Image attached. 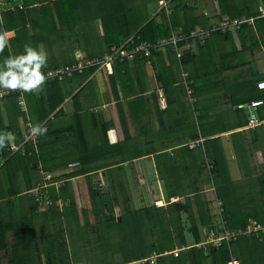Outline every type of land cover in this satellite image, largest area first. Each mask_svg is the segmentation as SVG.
<instances>
[{"label": "crops", "instance_id": "crops-1", "mask_svg": "<svg viewBox=\"0 0 264 264\" xmlns=\"http://www.w3.org/2000/svg\"><path fill=\"white\" fill-rule=\"evenodd\" d=\"M164 1L167 6L161 5L162 0H0V40L5 42L0 62L21 53L26 44L46 52L47 63L41 71L78 57L104 53L118 30L116 21L122 13L130 18L125 31L138 24L142 28L151 17L157 23L164 22L166 15L164 23L173 28L172 35L188 34L198 27L209 30L224 17L231 18L230 12L236 14L243 8L241 0H223V8L229 12H223L220 0ZM247 3L252 10L264 7V0ZM124 5L130 8L126 6L128 9L121 12ZM179 50L183 52L181 57L165 46L151 60H128L123 65L126 70H118L119 64L111 73L88 68L60 81L62 102L39 125L62 130L64 142L68 138L72 143H79L74 133L83 127L91 146L104 142L106 149L116 148L114 154L107 151L103 159L124 165L125 171L116 170L112 177L129 180L132 194L134 180L148 191L146 200L139 201L150 199L151 204L135 206L137 209L152 204L165 208L177 202L183 221L191 222L190 212L209 211L218 225L214 212L218 202L224 209L219 194L227 182L236 193V181H252L264 173V102L254 109L262 123L248 126V104L264 100V89L256 85L264 79V17L238 30L189 37L180 42ZM35 92L39 97L40 89ZM24 101L26 109L20 110L27 114V121H20L23 131L28 123L35 125L30 120L26 95ZM35 111L38 109L33 102L31 114ZM198 139H202V146L189 148L188 143ZM128 151L140 156L124 160ZM161 153L167 156L160 157ZM77 166L78 162H72L65 172ZM38 168L43 170L41 165ZM105 174L100 170L94 176L99 175L106 183ZM88 175L72 179L75 190L77 181L92 178ZM81 202L77 199L82 211L84 207H80L86 205ZM207 218L197 220L201 229V241L196 243L199 246L215 245ZM80 222H72L75 237L78 225L86 224ZM62 227L57 224L58 230ZM170 228H175L174 224ZM189 229L186 226V243H195ZM111 233L106 235L111 238ZM152 237L163 241L159 234Z\"/></svg>", "mask_w": 264, "mask_h": 264}, {"label": "trees", "instance_id": "trees-1", "mask_svg": "<svg viewBox=\"0 0 264 264\" xmlns=\"http://www.w3.org/2000/svg\"><path fill=\"white\" fill-rule=\"evenodd\" d=\"M240 3L243 4L242 10L236 14L230 12L231 18L256 16L260 13L258 7L252 10L247 0H241ZM222 4L223 0H220L224 12L225 8ZM176 5V8H181V5ZM126 6L130 8L129 5ZM126 6L124 5L121 12L128 9ZM172 7L173 12L176 11L175 6L172 5ZM226 10L225 12H229ZM118 18L116 21L118 30L109 40L108 48L104 53L112 45L119 46L130 37H133L135 43L168 39L173 29L170 25L166 27L163 21L157 23L151 17L146 19L142 28H139L140 24H138L125 31L124 28L129 27L130 22L128 13H122ZM173 27L177 28V26ZM189 30L185 29L187 32ZM174 51L170 53L175 54L176 51ZM104 53H96L88 57L101 56ZM155 54H157L156 51H152L149 56L137 54L134 61L140 59L148 61ZM75 61H67L56 66ZM126 62L129 61L124 60L122 64L118 62L120 66L118 70L121 67L126 70L123 67ZM91 68L90 70L93 71L95 67ZM112 84L116 90L113 81ZM38 89L41 91L39 97L36 95V90L24 92V97L27 96L30 120L35 125L47 119L62 102L60 81L55 79L44 81ZM56 95L58 96L55 98ZM33 102L38 112L31 114ZM20 110L23 109L18 104L17 95L0 99V132L14 134V143L18 145L24 140L20 121H27V114L22 111L20 113ZM61 131L48 127L45 133L38 135L37 149L31 141L25 142L16 151H12L7 145L0 148V264H75L79 262L95 264L103 260L104 256L120 255L123 249L125 250L124 259L126 257L127 259L117 264L146 259L153 253L158 255L155 264H228L232 256H236L238 264H264V233H261L259 237L241 235L231 243L223 241L218 246L212 244L199 246L196 243L201 241V229L197 220L208 216L206 225L211 226L213 234H219V222L218 225L213 222L209 211L207 213L190 212L189 230L192 231L196 241L191 244L186 243V224L181 218L177 202L170 203L165 208L154 204L140 209L135 208L128 194L130 190L120 195L125 186L128 184L131 186L130 181L114 179L111 174L116 170L124 172V165L106 162L103 159L107 151L114 154L116 148L106 149L104 142L100 146H91L83 127H79L78 132L74 133L79 143L68 142V138L64 142ZM138 156L140 155L128 151L124 160L135 159ZM159 156H167V154L161 153ZM60 158L65 159V162H62ZM72 162H78V166L73 171L65 172ZM39 165L43 169L41 172ZM100 170L106 173L109 191H100L97 183H94V186L89 189L94 203L93 209L84 207L81 211L78 208L72 179L88 174V178H91ZM45 173L51 175L47 181ZM99 181L101 185H104L103 179ZM227 183L226 187H223V193L219 194L224 202L222 216L227 220V227L245 229L250 220L263 224L264 174L252 181H236V193L231 187L232 183ZM36 189L52 201L50 208L44 212L37 211L34 193ZM116 207H120L118 212ZM153 209H155L154 212ZM89 212H93V217L89 215ZM73 221L86 222L85 225H78L76 237L75 233H72ZM89 221L95 223L89 224ZM57 224L63 227L58 230ZM173 224L175 228H170ZM172 229L175 231L174 236L171 234ZM114 231L118 232L117 238L112 236ZM107 232H112L111 238L106 235ZM156 234H159L163 241L157 242L152 237ZM177 248H180V251L175 256L171 252ZM166 251L170 252L163 254ZM143 264H149V262Z\"/></svg>", "mask_w": 264, "mask_h": 264}, {"label": "built area", "instance_id": "built-area-1", "mask_svg": "<svg viewBox=\"0 0 264 264\" xmlns=\"http://www.w3.org/2000/svg\"><path fill=\"white\" fill-rule=\"evenodd\" d=\"M161 5L167 6V2L162 0ZM264 17V7L260 9V13L256 16H240L235 18L224 17L217 26L212 27L209 30L203 28H196L192 29L188 34L182 33H173L168 39H159L155 42L150 41H142L139 43H135L133 38H129L121 45H112L109 50L101 56H94V57H78L75 62L70 64H64L61 66H56L52 68H48L46 70L41 71L45 77L44 81L48 80H58L63 81L68 78H72L77 73H83L86 69L91 67H96L97 69H105L107 72H113V67L118 62H122L124 60H133L136 58L137 54L143 56H149L152 51H159L163 47L170 45L176 52L179 57L183 56V52L179 50V43L187 39L189 37H196L202 36L205 34H210L211 32L217 30L221 32H227L231 30H238L244 24H250L255 21L256 18ZM257 87L259 89H264V79L257 82ZM25 91L21 89L15 90H6L0 88V99H3L9 95H17L18 104L21 106L22 109H26V104L24 101V94ZM190 93L191 90L188 89ZM263 99H258L251 101L248 104L250 108V115L248 118V126H255L262 123V120L255 114V107L258 105L263 104ZM33 124L28 123V125L24 129V140L21 144L13 143L12 147L10 148L12 151H16L19 149L21 145H23L27 141H31L35 148L37 149V145L39 143V136L32 135L30 129L32 128ZM43 127L42 125H40ZM45 128V127H44ZM47 129V128H46ZM189 148H197L202 146V139H198L195 141H191L188 143ZM51 175L47 174L46 178L50 179ZM39 189L34 190L35 198L37 201V211H45L50 208V204L52 201L47 199L44 195L38 192ZM219 212L221 214V218L219 220L218 228L220 229L219 234H213L211 238V242L216 246L221 245L223 241L227 243H231L235 241L241 235H252L259 237L261 233H264V223H256L254 220H250L249 223L246 225L245 229L237 228V229H230L227 227V220L222 216L223 206L221 202H218ZM180 251V250H179ZM178 250H173L172 253L177 256ZM169 253V252H166ZM152 263L154 260H151ZM228 264H238L237 259L235 257L228 261Z\"/></svg>", "mask_w": 264, "mask_h": 264}, {"label": "clouds", "instance_id": "clouds-1", "mask_svg": "<svg viewBox=\"0 0 264 264\" xmlns=\"http://www.w3.org/2000/svg\"><path fill=\"white\" fill-rule=\"evenodd\" d=\"M5 42L0 40V50ZM47 54L43 49H37L26 44L21 53L5 57L0 62V88L6 90L21 89L25 92L38 89L45 80L41 68L46 66ZM47 131L39 124L30 129L32 135H41ZM15 141L14 134L0 132V148L7 145L12 147Z\"/></svg>", "mask_w": 264, "mask_h": 264}, {"label": "rangeland", "instance_id": "rangeland-1", "mask_svg": "<svg viewBox=\"0 0 264 264\" xmlns=\"http://www.w3.org/2000/svg\"><path fill=\"white\" fill-rule=\"evenodd\" d=\"M164 157H166V156H164ZM263 172H264V168H263ZM263 174L264 173H262V175ZM45 175H47V173H45ZM45 179L47 181L46 176H45ZM99 179H101V177L98 175L97 177L94 176L90 180H88L89 182L87 180H81L80 182H78V181L76 182V190H75V187H73V188H74L75 195H76L77 199L79 200V202L82 201L81 202L82 205H86L88 208H92V206L94 205L93 199L91 197V192L89 190L90 187L94 186V183H97L98 188H100L101 189L100 191H102V192H104V191L107 192L109 190L108 185L106 183H104V182H103L104 185H101L100 184L101 182L99 181ZM132 180H134V179H132ZM237 182H239V181H237ZM133 183L135 184V186H134V190H135L134 194H132L133 191L131 189V186L128 184L127 186L124 187V189H122V192L120 193V195H122L124 192L127 193V190L128 191L130 190V193H128V194H129V196L131 198L132 197L134 198V204H133L134 207L135 206H142L144 204H151L150 203L151 202L150 199H149V202L145 201L146 198H147V196H145V195H148V191L145 189V187L142 184L138 185L135 180L133 181ZM31 191H28V192H31ZM140 198H144L145 200L141 199V201H139ZM132 201H133V199H132ZM60 205H61V202H60ZM86 206H81L80 208H83V207H86ZM119 210H120V207H116V211L118 212ZM38 212H40V211H38ZM41 212H44V211H41ZM89 215H91V217H93V212H89ZM214 216H216V221H217V218H218L217 222H219V220L221 218V214L219 212V208H218L217 204H216V212H214ZM188 220H189V218H188ZM184 222H185L187 227L189 225H191V222L188 223L185 220H184ZM111 235H112V233H111ZM117 235H118V232L114 231L112 236L117 238ZM11 238H12V234H11ZM124 251H125L124 249H123V251L121 250L120 255L117 254V255H107V257L104 256L103 260H101V261H99L98 263H95V264H117V263H123V261L125 259H127V257L124 259ZM1 253H2V251H1ZM157 256L158 255L156 253H153V255L151 257H149V258L136 260V261H133V262L127 263V264H143L144 262H149V264H155ZM151 260H154V262L152 263ZM81 264H83V263H81ZM124 264H126V263H124Z\"/></svg>", "mask_w": 264, "mask_h": 264}, {"label": "water", "instance_id": "water-1", "mask_svg": "<svg viewBox=\"0 0 264 264\" xmlns=\"http://www.w3.org/2000/svg\"><path fill=\"white\" fill-rule=\"evenodd\" d=\"M164 22L167 23L166 15H164ZM208 229H210V227H208Z\"/></svg>", "mask_w": 264, "mask_h": 264}]
</instances>
